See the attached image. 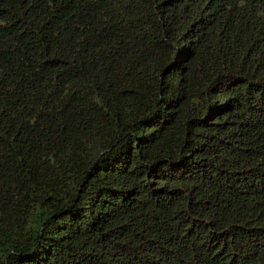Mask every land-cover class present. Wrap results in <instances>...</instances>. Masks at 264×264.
Masks as SVG:
<instances>
[{
  "label": "trees",
  "instance_id": "16d2710c",
  "mask_svg": "<svg viewBox=\"0 0 264 264\" xmlns=\"http://www.w3.org/2000/svg\"><path fill=\"white\" fill-rule=\"evenodd\" d=\"M0 264H264V0H0Z\"/></svg>",
  "mask_w": 264,
  "mask_h": 264
}]
</instances>
